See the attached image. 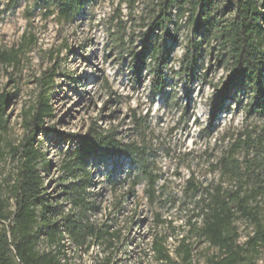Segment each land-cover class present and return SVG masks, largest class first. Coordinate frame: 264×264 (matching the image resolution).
Returning a JSON list of instances; mask_svg holds the SVG:
<instances>
[{
	"label": "rangeland",
	"instance_id": "rangeland-1",
	"mask_svg": "<svg viewBox=\"0 0 264 264\" xmlns=\"http://www.w3.org/2000/svg\"><path fill=\"white\" fill-rule=\"evenodd\" d=\"M7 3L0 0V51H21L19 65H0V93L12 95L6 111L7 128L0 133V191L6 213L14 211L8 192L15 173L10 146H18L24 138L22 112L38 92L37 78L58 66L51 101L54 116L48 120L55 131H44L37 138L51 160L50 171L44 173L47 193L52 197L60 194L59 165L71 135H83L95 123L116 130L124 142L145 140L153 148L157 172L162 176L159 199L150 204L144 186L137 188L135 197L125 198L126 189L112 191L106 185L99 186L102 211L95 220L112 224L111 231L120 233L112 264H185L182 245L193 249L192 264H207L218 250L191 234L188 222L200 226L196 203L206 189L236 187V182L222 173L220 160L239 138L244 140L247 132L255 135L264 124L258 116L247 113L251 97L246 90L222 106L217 103L218 90L225 86L229 74L218 57L217 42H204L201 64L193 80H187L179 71L185 46L194 37V26L187 16L175 18L178 25L171 24L170 30L178 29V37L166 72V95L153 97L150 73L143 71L136 83L129 54L141 50V36L147 31L154 0H137L133 8L120 0H89L85 11L67 24L59 23L55 16L45 18L32 5L23 3L9 10ZM198 15L199 10L196 18ZM229 15L224 10L223 17ZM134 116L144 122L141 138L134 130ZM255 157L254 151L247 153L243 147L236 153L239 162ZM106 168H111V163H96L100 180ZM119 169L127 171L128 165ZM245 180L250 181V176ZM189 181L198 193L186 189ZM118 201L123 204L119 212L114 209ZM261 204L264 214V202ZM157 216L165 223L158 224ZM4 225L0 222V227ZM235 225L243 244L253 235V227L244 219ZM160 236L165 238L172 262L158 260L153 251ZM74 251V247L68 251L71 264H100L110 253L102 245L92 246L89 252ZM247 264H264V247L253 253Z\"/></svg>",
	"mask_w": 264,
	"mask_h": 264
},
{
	"label": "trees",
	"instance_id": "trees-1",
	"mask_svg": "<svg viewBox=\"0 0 264 264\" xmlns=\"http://www.w3.org/2000/svg\"><path fill=\"white\" fill-rule=\"evenodd\" d=\"M136 1L120 0L130 8ZM23 3L42 11L45 18L55 16L59 23L67 24L85 11L89 0H8L6 6L15 10ZM224 10L230 12L229 17H223ZM186 16L193 23L194 37L185 46L179 74L193 80L201 64L204 42L215 40L220 62L229 70L225 86L218 90L217 103L222 106L246 90L251 97L247 113L264 121V0H154L147 31L141 36V50L129 54L136 83L141 81L143 71L149 72L152 96L166 95V72L178 37V29L172 31L170 25H178L174 19L182 20ZM20 51H0V65H19ZM58 68L54 66L37 78L38 92L21 115L24 138L18 146H10L15 173L8 192L14 201V211L6 213L0 191V222L6 224L0 227V264H71L73 258L68 252L71 247L74 252H89L94 245L110 251L100 264H112L115 240H120V233L111 231L112 224L95 220L102 211L103 194L99 186L106 185L112 191L126 189L124 198L135 197L137 188L144 186L150 204L159 199L158 184L162 176L157 172L152 146L145 140L124 142L116 130L100 128L95 123L85 134L71 135L59 165L60 194L52 197L47 193L44 173L50 171L51 160L42 152L43 144H38L37 138L44 131H55L48 126V120L54 116L51 101ZM11 97L8 92L0 93V133L7 128L6 111ZM134 126L141 138L144 122L134 116ZM241 147L247 153L254 151L256 157L237 161L236 153ZM103 161L111 163V168L100 173L103 177L100 180L96 163ZM124 164L128 165L127 171L119 169ZM219 165L222 173L236 182V187L218 185L212 190L206 189L196 203L199 206L196 216L200 217L201 224L198 226L189 220L190 233L218 250L207 264H247L253 253L264 247L261 206L264 202V124L255 135L247 132L244 140L239 138ZM248 176L250 181L245 180ZM186 189L193 193L199 191L192 181ZM122 208L121 201L114 204L117 212ZM157 217L158 224L165 223ZM242 219L254 231L243 244L239 243L240 234L235 225ZM152 248L158 260L172 262L165 238L160 236ZM181 250V260L192 264L191 246L182 245Z\"/></svg>",
	"mask_w": 264,
	"mask_h": 264
}]
</instances>
